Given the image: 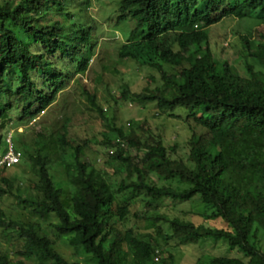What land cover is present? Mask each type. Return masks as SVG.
Returning <instances> with one entry per match:
<instances>
[{
    "label": "trees",
    "instance_id": "1",
    "mask_svg": "<svg viewBox=\"0 0 264 264\" xmlns=\"http://www.w3.org/2000/svg\"><path fill=\"white\" fill-rule=\"evenodd\" d=\"M88 3L0 0V130L35 120L71 76L89 70L96 28L85 16ZM113 15L116 25L129 27L119 60L156 70L161 80L159 87L140 94L124 86L121 98L155 104L159 115L184 118L192 130L187 162L172 159L175 148L161 140L142 143L128 123L126 132L115 129L122 143H106L114 149L110 158L126 167V177L115 184L85 160L84 147L69 138L68 120L27 141L15 137L19 163L34 178L31 192L18 189L15 196L38 221H9L0 209L1 231L15 235L22 243L16 254L36 264H175L173 255L162 256L157 239L118 226L138 195L153 202L198 196L211 211L206 219H221L226 230L158 216L151 219L156 235L164 242L176 239L179 246L221 242L240 255L201 256L196 264H264V39L257 42L252 35V26L264 24V0H117ZM227 19L251 24L239 38L245 76L217 60L208 47L210 28ZM88 98L103 117L95 97ZM121 144L142 156L126 154ZM55 163L64 170L67 192L52 181L49 168ZM153 173L186 188L157 187L149 180ZM2 182L7 189L0 192L12 194V183ZM45 223L84 257L82 262H70L56 250ZM0 264H11L1 251Z\"/></svg>",
    "mask_w": 264,
    "mask_h": 264
},
{
    "label": "rangeland",
    "instance_id": "2",
    "mask_svg": "<svg viewBox=\"0 0 264 264\" xmlns=\"http://www.w3.org/2000/svg\"><path fill=\"white\" fill-rule=\"evenodd\" d=\"M116 2L117 0H89L85 16L93 20L96 28L94 32L96 46L93 55L90 56L89 70L85 74L71 76L51 106L35 120L21 125L6 124L3 130H0V147L3 141L6 143L8 140L14 146L15 137H22V141H27L36 132L53 131L68 120L69 138L74 144L84 147L85 160L90 161L111 182L118 184L126 177V167L110 158L114 149L106 143L118 144L120 139L115 129L120 128L126 132L129 130L128 123H131L130 128L142 143L161 140L167 148H175V151L170 153L172 159L187 162L192 130L191 125L184 118L159 115L155 104L141 105L125 102L121 98L124 86L128 87L131 93L140 94L145 92V89L154 90L159 87L161 80L156 70L140 67L130 60H119L118 49L122 43L128 41L129 27L124 24L116 25L113 15ZM77 9L79 10V6ZM250 26L251 24L237 19H227L210 28L208 47L213 56L221 62L232 65L241 76L246 75L243 58L246 54L239 38L246 34ZM253 27L254 40L257 42L263 40L264 24ZM183 45L180 44V46ZM205 46L206 44H203V47ZM33 47L34 51L38 50L37 45ZM88 97H95L96 104L104 112L103 117L92 106ZM177 115H180V112H177ZM196 131L201 133L200 129ZM6 147L7 144L4 150ZM120 148L132 157L137 154L142 156L140 151L126 147L125 144H121ZM49 171L54 184L67 192L69 185L61 165L55 163ZM2 179H7L13 185L12 194L0 192V209L5 213L7 220L30 224L37 222L36 216L25 205L19 204L15 196L18 189L29 192L33 189L34 178L28 166L19 163L5 170L0 168V189H7ZM132 180L135 181L136 178L133 177ZM149 180L157 187H170L176 191L186 188V185L177 179L164 180L155 173L149 176ZM259 185L260 181H257L256 186L259 187ZM147 203L151 206H147ZM210 213L211 211L201 203L198 196L186 202L174 201L170 198L153 202L141 194L131 199L129 214L118 228L132 229L136 233L151 235L163 248L162 256L173 255L175 264H196L201 256L240 257L237 252L229 251L221 242L208 241L190 246H179L176 239L164 242L156 235L151 221L153 218L163 216L190 222L195 226L201 225L208 229L226 230L228 228L221 219H206ZM47 225L42 224L48 232V237L55 241L56 250L70 262H82L84 257L60 240L56 232ZM158 225H161L165 233H169L167 224L160 222ZM21 247L22 243L16 239L15 235L11 232L4 233L0 229V251L7 255L11 264H36L35 261L26 260L16 254Z\"/></svg>",
    "mask_w": 264,
    "mask_h": 264
},
{
    "label": "built area",
    "instance_id": "3",
    "mask_svg": "<svg viewBox=\"0 0 264 264\" xmlns=\"http://www.w3.org/2000/svg\"><path fill=\"white\" fill-rule=\"evenodd\" d=\"M7 147L3 155L0 157V168H10L19 164L21 160V153L14 149L10 140L6 141Z\"/></svg>",
    "mask_w": 264,
    "mask_h": 264
},
{
    "label": "water",
    "instance_id": "4",
    "mask_svg": "<svg viewBox=\"0 0 264 264\" xmlns=\"http://www.w3.org/2000/svg\"><path fill=\"white\" fill-rule=\"evenodd\" d=\"M3 151H4V148H2V149L0 150V157H1L2 154H3Z\"/></svg>",
    "mask_w": 264,
    "mask_h": 264
},
{
    "label": "clouds",
    "instance_id": "5",
    "mask_svg": "<svg viewBox=\"0 0 264 264\" xmlns=\"http://www.w3.org/2000/svg\"><path fill=\"white\" fill-rule=\"evenodd\" d=\"M3 155V154H2Z\"/></svg>",
    "mask_w": 264,
    "mask_h": 264
}]
</instances>
